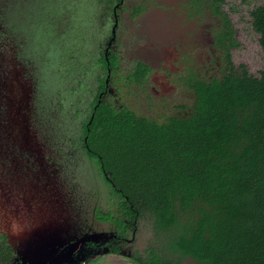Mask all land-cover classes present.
Returning a JSON list of instances; mask_svg holds the SVG:
<instances>
[{
  "label": "flooded vegetation",
  "instance_id": "af4514ba",
  "mask_svg": "<svg viewBox=\"0 0 264 264\" xmlns=\"http://www.w3.org/2000/svg\"><path fill=\"white\" fill-rule=\"evenodd\" d=\"M79 1H73L72 7L78 8ZM98 1L102 2L97 10L101 21L94 20L92 25L91 13L87 14V24L78 14L66 17L64 8L62 15L59 8L57 20L51 19L44 0H23L24 6L14 0L10 31L0 24V264H148L151 248L158 247L151 227L152 237L141 243L140 233L146 226L143 212L130 205L114 206L119 203L114 193L121 195L122 190L116 187L112 172L105 168L101 155L89 145L79 127L94 100V108L98 103L126 108L157 122L188 116L193 100H162L170 95L158 93V84L152 85L150 80L159 83L160 76L151 74V63L161 66L165 52L174 54L178 50L175 39L184 32L165 40L170 41L168 45L149 38L146 41L139 30L154 10L142 3L128 9L126 0ZM193 1L181 3V7L187 4L182 16H193L197 10L210 13L206 0L196 1L195 7ZM124 13L138 18L123 21ZM138 19L137 26L131 24ZM50 23L55 24L60 37L50 34ZM65 23L67 35L63 36L60 30ZM212 27L207 24L202 29L208 37L206 62L217 51L209 43ZM38 35H42L43 43L36 45ZM130 36L145 40L144 47L129 40L121 49ZM190 53L181 57L180 69L161 68L166 80L163 90L177 95L187 90L191 97L188 80H182L193 69ZM3 54H8L7 60L2 61ZM52 60L59 75L49 76ZM220 66L217 62L213 68ZM141 68L145 70L139 75ZM13 82L21 89L17 100L7 90ZM4 94L10 95L8 100ZM155 101L160 103L158 108ZM170 103H175L172 108ZM72 104L78 126L67 129L65 114ZM20 115L18 125H14ZM84 167L92 169L87 171L89 181L99 176L106 189L93 183L83 189ZM186 259L183 257L181 263Z\"/></svg>",
  "mask_w": 264,
  "mask_h": 264
},
{
  "label": "trees",
  "instance_id": "16d2710c",
  "mask_svg": "<svg viewBox=\"0 0 264 264\" xmlns=\"http://www.w3.org/2000/svg\"><path fill=\"white\" fill-rule=\"evenodd\" d=\"M13 1L0 0L8 8L0 18L8 32ZM206 2L217 19L210 62L224 66L218 75L193 68L182 77L194 95L188 116L157 122L126 108H94V100L79 127L122 190L114 193V206L135 207L151 227L158 247L148 264H181L183 257L196 264H264V66L255 76L233 63L237 42L220 10L223 0ZM250 15L264 53V3ZM50 16L57 20L59 7ZM49 30L58 34L54 23ZM74 109L66 110L67 129L78 126Z\"/></svg>",
  "mask_w": 264,
  "mask_h": 264
},
{
  "label": "rangeland",
  "instance_id": "374dc122",
  "mask_svg": "<svg viewBox=\"0 0 264 264\" xmlns=\"http://www.w3.org/2000/svg\"><path fill=\"white\" fill-rule=\"evenodd\" d=\"M42 1V0H41ZM75 0H72L73 2ZM188 3V0H126L124 2L125 7L128 9L131 6H134L135 4L142 3L144 7L148 6V9L154 10L155 14H148V20L145 22L143 27L139 30V33L146 39V41L149 39L156 41L158 43L166 44L170 41H165L167 39L173 38L175 36L180 35L181 32H184L181 38H176L177 41L176 46H178V50H174V54L168 52H165V54L162 57L161 60V66L157 65L156 63H151L152 67V75L160 76L159 77V83L155 82V80H151V84H158V87H156L157 92L161 95L163 94H169L170 98L165 99L162 98V100L167 101H176L177 103L179 101H189L191 102L193 100V92L190 94L187 90H183L182 93H178V95L175 92H172L170 90H163L166 87V83L164 80L165 75L163 73V68L169 67L174 69H180L182 67V63H180L181 57L186 53L187 51H190V57L191 60H193V68H195L196 74H217L220 73L219 69L213 68V65L205 61V53H207V35H205V32L202 31L206 27L207 24L214 25L217 23L216 17L211 13L208 14L207 11L197 10V13L193 16H187L184 17L181 15L187 7V4L183 7H181L182 2ZM23 2V1H22ZM70 0H44L45 5L44 9L48 11L49 14L54 10L55 7L61 8V15L63 14L62 9L64 8L66 11V17H72L73 14H78L80 20L87 24L90 22V18L87 16L88 13H91L94 19L91 21L92 23H95L94 20L101 21L99 18V8L100 3L98 0H80L78 3V8H71L69 4H71ZM264 3V0H223L221 3L220 10L224 13H226L232 23V27L234 29V37L236 39L237 45L230 49V55L233 63L235 65L244 64L246 69L250 74H253L255 76H258L259 71L264 66V53L260 47L259 44V35L253 30L252 28V17L250 15V12L258 5H261ZM21 4V3H20ZM191 4V3H190ZM42 5V4H41ZM73 5V4H71ZM5 8V12H3ZM70 8V9H69ZM7 7L3 6V4H0V18H3L1 14L5 15L7 11ZM91 9V12H90ZM96 9V10H95ZM196 10V9H195ZM150 12V11H149ZM148 13V12H147ZM178 13V14H177ZM15 14L14 12H10V16H13ZM146 11L143 12L141 15H145ZM151 14V15H150ZM150 15V16H149ZM138 17H134L133 19L129 14L124 13L123 21L125 19L128 20H134ZM147 18V17H145ZM144 18V20H146ZM1 24V19H0ZM65 27L61 28L60 30L61 34L63 36L67 35L66 29L68 27V24L65 23ZM82 24V23H81ZM131 24H134V26H137L139 24V19L135 22H132ZM110 25V22L107 20L105 23V26ZM181 26V27H179ZM83 28H86L84 25H82ZM178 27V28H177ZM1 29V27H0ZM88 30V29H87ZM171 31L174 32V34L169 35L167 37H163L168 35ZM100 36V31H98ZM138 36V35H137ZM150 36V37H149ZM186 36H191V38H187ZM129 40L131 41H138L140 44H143L144 41H142L141 38H133L129 37L126 40V44H122L121 49L129 43ZM165 41V43H163ZM173 41V40H172ZM43 38L42 35H38L34 39V44H42ZM210 46L212 44V40L209 42ZM91 45V44H90ZM144 47V44H143ZM170 49L171 47L168 46ZM95 50L98 51L97 47H95ZM125 57H126V51L124 49ZM1 56V54H0ZM8 54H3L2 61L4 59L7 60ZM10 62V61H9ZM7 61V63H9ZM55 61L50 62V70L54 71V75L60 74L56 73V71L53 69L55 65ZM176 65V67L174 66ZM223 65V62L221 64ZM41 72V71H40ZM201 76V75H200ZM216 76V75H215ZM189 89V88H188ZM129 91L128 89H126ZM190 90V89H189ZM126 93V92H125ZM124 93V97L125 96ZM128 95V94H127ZM179 96V97H178ZM129 98V97H128ZM130 99V98H129ZM163 105H166V101H162ZM170 108L175 104L170 103ZM155 108H158L160 106V103L158 101L154 102ZM15 107L17 109V104H15ZM29 110V108H28ZM27 110V111H28ZM21 112V110H20ZM17 123L14 125H18L21 115L18 116ZM85 170L81 171V185L82 188L87 190L88 187H91V183H93L94 186H97L98 188L102 187L105 188L104 183L100 179L99 176L91 177V181H89V173L92 169L89 167H84ZM88 171V172H87ZM87 187V188H86ZM142 229L140 233V239L141 243L143 244L146 242L149 238L152 237V233L149 230L150 226L147 225ZM151 229V228H150ZM155 238V237H154ZM182 264V263H181ZM183 264H196L193 260L187 258Z\"/></svg>",
  "mask_w": 264,
  "mask_h": 264
},
{
  "label": "water",
  "instance_id": "95a60500",
  "mask_svg": "<svg viewBox=\"0 0 264 264\" xmlns=\"http://www.w3.org/2000/svg\"><path fill=\"white\" fill-rule=\"evenodd\" d=\"M7 90H9V92L11 93V96L13 97V98H15V100H17L18 98H19V95H20V93H21V89H19V87L17 86V85H15L14 84V82H13V85H12V87L10 88L9 86H8V88H7ZM8 96H10L9 94H4V97H5V99H7L8 100ZM1 97H3V95H1ZM4 97H3V99H4ZM13 109L15 110V107L13 106ZM2 201V200H1ZM3 205V204H2ZM4 206V205H3ZM36 249V248H35Z\"/></svg>",
  "mask_w": 264,
  "mask_h": 264
}]
</instances>
